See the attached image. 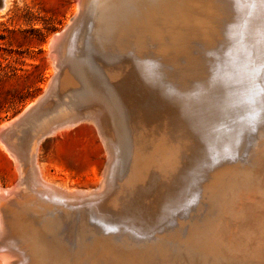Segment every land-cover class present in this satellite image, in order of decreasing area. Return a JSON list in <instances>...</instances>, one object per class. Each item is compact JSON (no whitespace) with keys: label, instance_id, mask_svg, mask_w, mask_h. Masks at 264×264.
I'll return each instance as SVG.
<instances>
[{"label":"rangeland","instance_id":"374dc122","mask_svg":"<svg viewBox=\"0 0 264 264\" xmlns=\"http://www.w3.org/2000/svg\"><path fill=\"white\" fill-rule=\"evenodd\" d=\"M10 3L11 4L8 6V9L5 12H0V191L2 189V192H0L2 193L1 194L2 197L0 196L2 198L0 199V207H1L0 208V217H1L0 218V229L2 230V231L0 230V240H1L0 242V252L1 253L0 254L2 253L5 254L8 260L7 261L8 264H21L22 263L21 261H23L22 264H36L37 262L36 260L37 257L34 255L33 252H31L32 251L31 245L26 241V239L21 234H19V232H17V229L13 226L12 222L15 217H17L18 215H21L25 219L32 221L34 225L37 226V228L40 229L42 232L44 231L46 234L48 233L50 236H53L52 234H54V232L44 227L46 226L47 222H49L51 219L52 221L61 220L68 212H73V211H74V214L78 216V220H81L83 217H86L87 219H90L92 221L93 225L96 224L100 226L104 224V226L107 227L106 229L107 231L104 230L103 234L104 236L111 238V242L115 240L114 239L115 234H117L116 232L119 231L117 230V227L119 228L123 227L124 229H127L125 230L127 234L129 235L136 234V237H140L144 240H148L149 238L153 237L155 233L164 234L169 231L173 232V240H172L173 243H172V248H171L172 249L171 253L173 254H172L171 259L169 260L170 262L169 264H179V263L180 264H208L210 261L211 262L209 264H213V263L214 264H221V263L222 264H230V263L231 264H264V238H263L264 237V210H263L264 209V126H263L264 125V113L261 114V116H258L259 118H257V113H256V110L254 109V105L250 104V99L246 98L247 96H243V99H240V100H238V98L236 97H230L231 99L230 98L227 99L228 102L227 101L225 102L223 109H222V114L219 115L220 116L219 122L217 123V124L221 123L220 126H222V124L225 123V117L226 115H228L227 113L231 110L233 111L234 108L235 109L237 108V110L241 109L239 105V101L240 103H242L241 101L244 100L245 104H241V106L242 107L244 106L243 108L246 110V113H244L243 115L237 112L240 114L238 116L239 117V121H238L239 128H237L239 131L235 133V137L237 138H234L232 140L233 143L236 141V143H234L235 147L231 149H227L226 151L224 150L223 153L221 152L222 154L219 153L218 155L219 157L217 156L218 158L213 160L211 164L213 166H211L208 163H203V166H200L202 167L201 172H198L199 169L197 168L199 167L198 163L200 161L202 162L205 158V156H203L204 152L199 151L198 153L197 150L193 149L194 151H197L198 153V154L196 153L198 156L196 157L197 160L193 159L194 162L190 163L187 166V168L189 167V174L192 179L191 178L188 179V174L187 176H184L187 173L185 170L186 161H184L182 165L181 164L178 165V168H177L178 170H177L176 175L178 173L179 174L176 177L181 178L182 176L185 179L183 178L184 180L182 179L180 183L177 182L176 186H177V189L178 188L179 189L177 190V193H176L177 195L175 194L176 197L174 196L175 198H173V204H172L171 211L163 213L164 208H162L161 209L162 211L160 210L159 212H156L151 218L150 217H142V218L139 217L138 218L139 214L133 210H128V211L125 210L126 211L125 212L123 209V210H118L119 211L118 212L112 208V205L108 203L107 200L102 202L101 205L104 208H107V209L110 208L109 209L110 215L114 219L112 221L107 220V219L106 220L102 219L104 218L102 211H98L99 213L96 212V214L89 213L90 211H89V208L87 207H90L91 205L100 206L97 203L89 202V203H80L79 205L75 203L69 204L70 202L63 200L65 199L64 196L60 195L59 193L52 192V191L50 192V190L48 191L46 188H42L41 184L39 183V181L41 180V178L39 177V172H38L39 167L36 164H34L37 158L40 162V166L44 174H46V176L50 180H52L56 185H60L61 188L62 187H64L65 189H69V188L70 189H73V188H79V189L88 188L89 189L90 187L94 188L99 183L100 179L102 178L104 169H106V166H108L110 157L112 159L113 153H112V150L110 151L111 147H109L110 144L108 143V139H107V131L103 129V127H100L101 125H103L101 121L102 116H99V119H98L94 114V111L96 112L99 111V106H98V103L96 102V100H98L96 99L98 97V93L96 94V97H95L94 96L95 94L93 93L87 94V92L84 89H87V84H88V87H90L91 84L95 85V82L96 83L100 82V84H102L103 82L102 85H104L105 83L109 81L107 79L111 77H109L106 72H103L101 68H99L98 72L100 70L101 71L99 72L100 75H96V77L98 78L97 79L98 82H97L96 77H94L92 73V68H91L92 65L90 66V63H89L90 61L93 64V67H95L94 61L90 60V58H94L96 56L94 60L96 59L95 61H97L100 64H102V61L104 59H105L104 60L105 62L108 59L110 61H107V64L108 62H111L110 64H108V66L110 65L113 67L118 66V63L120 62H123V64L127 63L125 67H127L128 64H130L129 68L131 67V64H134L136 67H138V65H141L142 67L139 66V68H143V69L145 68L146 70L148 67H151V69L154 72L152 73L153 82H157L153 85L158 87V89H160V91L163 94L171 96V98H174L177 104H180L181 103L180 99L183 100L185 97L189 96L192 92L197 93V89L200 90V87L202 85H203L202 87H205L211 84L212 82H214L212 79L215 80L214 78L215 73H216L215 66L217 67V64L214 62V60H216L217 58L221 57V55H223L221 51L222 49H224V47H226V50L227 48L230 47L229 43L231 44L232 41L228 39L227 40L228 42H227L226 36H227V32L230 26L229 24H231V22L229 21V19L227 20L228 18L227 17L226 21L224 22V28L227 30L222 28V31H223L222 35H220V32L218 35H216V32H215L216 31V28H215L216 18L215 17L217 16V14L221 15V12L223 14L224 12L227 11V9L234 10L235 12H237V9H238L241 13L240 16H242V14H245L246 12L249 11L252 5V0L251 1L250 0H204V1L203 0H189L187 3L188 5L187 7L192 9L193 12L205 11L206 16H204L205 17L204 21L202 23L197 22V25L204 26L205 30L203 31H206L204 32L207 34L205 35L206 37L199 38L201 35L197 34V32L194 33V31H192L193 32L192 38L190 37L189 42H187L188 43L187 49L184 51L183 50L180 51V50H175L173 48V44H172L173 39H171V37H169L168 34L166 35V32H165L163 33V36H162L163 38L159 41L161 45L158 42H152L150 39H148L147 40L148 45H146L142 50H140L141 48H138L136 47L135 44L131 43L133 46L130 44L128 46V49H126V52L125 51H122V53L119 52V56L118 55L113 56L112 58L111 56H109V58L103 56L102 54L103 52L101 53L100 51H98V53L93 51L92 53H94L93 54L94 57H91L92 55L90 56L89 54L90 47L95 44L96 38H97L96 27H97V15H98V8H99L98 5L101 3V0H11ZM230 5H232L231 8L230 7L228 8V6ZM94 7L96 9H94ZM194 7L196 9H194ZM90 12L93 14H91ZM224 17L225 15L223 14V20H224ZM92 21H94L95 23ZM241 21H242V17H241ZM241 21H237V25H238V22L240 24ZM93 24L96 25V27ZM181 26L183 27V25ZM183 28L185 29V27ZM224 33L226 34L224 35ZM55 35L56 37H53ZM234 36L237 37V34H234ZM53 39L54 41H52ZM236 40L237 39L234 37L233 42ZM51 42L53 43L56 42V43L52 44ZM156 43H158L159 46L156 45ZM51 44L53 45L54 48L52 47ZM250 44L247 45L246 47L249 46L248 48H250L251 47ZM204 47L207 49H205ZM145 50L147 53L145 52ZM194 51H195V54H194ZM191 53L192 55H190ZM155 55H157V57H155ZM119 57L120 59H118ZM191 57L198 59L200 61L199 63L200 67L202 68L198 70L199 74L194 73L193 75L191 74V72H189L190 74L186 76L185 78H183L184 76L182 77L181 71L184 68H186V66L189 65V62L187 60H189ZM210 57L212 58L210 59ZM101 59L102 61H100ZM115 60H118V61H115ZM160 60H162V62ZM205 60L207 62H205ZM249 60H251V58ZM208 62H209V65H208ZM181 64L184 65L185 67L181 66ZM214 64L216 65L213 67ZM248 64H250L251 68L253 67L252 62L251 63L248 62ZM210 68H212L211 70L213 71H211ZM169 69L170 70L172 69L173 73ZM166 70L167 71L169 70L168 71L169 73ZM249 70L251 71V74H250L251 76L249 75L248 77L250 78L248 79L247 82H245L247 84L245 90H248V91L257 85V81L252 78L253 77L252 73H254L252 72L253 69H249ZM200 72L202 74H200ZM157 73H159L160 75L159 74L157 75ZM166 74H170L172 76L170 77V75H166ZM202 75H205V76H202ZM198 76H200L199 77L200 80H198ZM162 77H163V80H162ZM168 77H170V79ZM148 78L151 79V77H148ZM189 81L191 84H189ZM208 81H210L211 83ZM181 82L183 83L185 82V83L184 84L182 83L183 86L180 87L178 85H182ZM94 87L97 88L96 86ZM193 87H196V89L194 90ZM240 87H241V84H238V85L236 84L232 88L233 90H235L236 88H240ZM70 91L72 94L70 93ZM175 92H176V96H175ZM82 93H84L85 95ZM178 93L179 95H182V96L184 95V97L182 96L178 97L177 95ZM59 95L61 96V98ZM63 97L64 98L66 97L64 102H63ZM94 99H96L95 102L93 101ZM33 104L36 106L40 105L39 107L41 106L42 107L37 109L35 108L36 106H34ZM61 107L63 108V110ZM65 107H67V109ZM72 107L74 108L72 109ZM32 108L33 110L35 109L37 111H33ZM81 111L82 112L87 111V112L82 113ZM42 114H45V115H42ZM84 114H87L88 116L91 115V116L89 118L88 116ZM19 115H20V118L22 119L18 117ZM60 115L62 116V118H64V120L61 119ZM27 117H30V119ZM83 117L84 119H82ZM34 118H40V121H35L39 119H34ZM17 119L18 121H16ZM24 120L28 121V122L26 121L27 124L25 123ZM57 120H58V123H57ZM54 121L55 123H57L56 125ZM194 123L196 125H194ZM227 123L225 124V126L227 125ZM25 124L27 125V127L26 126L24 127ZM30 124H32L33 127ZM197 124L198 123L193 122L192 126H200V124L198 125ZM60 125L63 126V128ZM1 126L4 128H2ZM50 127H52L53 130L55 129V131H53ZM99 127L101 130L99 129ZM36 129L37 130L39 129V130L37 131ZM47 130L49 131L48 135H47L48 133ZM50 131H52V133H50ZM132 133H130V136H131V140L134 139L132 141V148H131L132 149L131 155L132 154L133 155L132 157L130 156L131 157L130 162L132 161L131 163L133 164V162L135 161L133 159L136 157L135 155L137 154V150H138V145H137L138 137L136 140V131L134 132V134ZM39 136H40V139L38 138ZM37 138L39 140H37ZM41 138H43V140ZM225 144L226 143H224V145ZM202 148L203 147H200L199 149L205 150L206 146L203 149ZM222 158L224 159L225 162L223 161ZM240 158L241 159L243 158L242 161ZM179 160L181 162V157H179ZM251 161H253V163ZM19 163L21 164V166ZM217 164L219 165L217 166ZM243 165L244 166L246 165V166L244 167ZM30 167H32L33 169ZM235 167L238 169H247L248 173H250L253 178V183L247 186L245 185V187H242L241 189L239 188L240 190L239 189L233 190L232 187L228 188L229 186H226V185L230 177H232L231 171H234V170L236 171ZM131 168L132 169L129 175V179H130L129 183L131 179L134 178L135 175H137V173L143 172L142 169L136 170V168L138 169V167L135 165H133ZM203 168L204 170L206 171L208 170V171L206 172L202 170ZM223 169L225 170V173ZM210 177H212L213 179ZM124 181H126V179H124ZM181 183L182 184L184 183V184L182 185ZM121 184H123V182ZM189 184H192V185H189ZM120 187H122V185ZM181 187H183V189ZM6 188L8 192L6 191ZM42 189L44 193L40 191ZM215 189L218 192H215ZM220 189H222V191ZM100 190L101 189L99 188L94 190L95 192L93 191L94 194L92 193L90 198H92L93 200L94 199L96 200L97 199L96 195H98L99 193L101 194L102 192V190L101 191ZM4 191H6V193H4ZM178 193H181V195ZM58 195H60L62 198ZM93 195L95 197H93ZM8 197L10 199H8ZM51 197L54 200L56 199L55 203L57 201L58 202L55 204L54 200H52ZM46 198L48 200H46ZM206 198H207V201H205ZM61 200L64 201L65 203L61 202ZM239 200H241V202ZM50 202L52 204H49ZM38 203H41V204H38ZM57 204L58 205L60 204L61 206H57ZM65 204L67 205L65 206ZM39 205L42 209H40ZM83 205H84V208H83ZM70 207L72 209H70ZM77 207L80 209H78ZM203 207L205 208V210ZM81 208L83 209L81 210ZM34 209H36L38 212ZM198 209H200V211H198ZM79 210L81 211L79 212ZM112 210L114 212H112ZM48 211L49 212L52 211L54 215L52 214V212H50V215H49ZM202 211H206V212H202ZM81 212L84 213L85 215L83 214L84 216H82ZM31 213L37 216L32 215ZM59 213H60V217H59ZM172 213L174 214L173 216H172ZM134 214L136 215L134 216ZM42 216H43V219L41 218ZM200 216L202 220L200 219ZM173 217H175V219ZM3 218L4 219L6 218V219L4 220ZM176 218L178 220H176ZM36 220L38 221L37 223H35ZM118 220H119V223H118ZM171 221H172V225L171 224L169 225L171 226L170 228L167 225V223ZM222 222L226 224L224 225ZM118 224L119 225L121 224V225L119 226ZM136 224H138V226ZM140 224H141V228H140ZM63 225L64 224L62 221L60 225L56 224L57 228L55 229V231L60 233V231L65 228V227L63 228ZM114 226H115V229H114ZM225 228L227 229L229 228V230ZM136 230H137V233L135 232ZM62 231H65V230H62ZM110 232H112L111 235H110ZM62 233H60V236H62L61 238H63V235H61ZM240 236L242 237V239ZM65 241H67L66 238L64 242H62L61 240V243L67 244ZM197 241H203L204 243L202 245L203 256L197 257V258L195 257L196 260H194V258L191 257L190 253H191V247L195 243H198ZM14 246L16 247L14 248ZM7 250L8 252H11L12 254L11 256L9 255L10 253L8 254ZM5 251L7 252V254ZM29 256L31 260L28 259ZM21 257L23 259H21ZM18 259H20L21 261L19 262ZM69 262L71 264L73 263L74 264H78V263L79 264H98L88 259L86 260L85 258L77 259L76 262H74L73 259H69ZM0 264H5V262L3 260H0Z\"/></svg>","mask_w":264,"mask_h":264},{"label":"bare ground","instance_id":"6f19581e","mask_svg":"<svg viewBox=\"0 0 264 264\" xmlns=\"http://www.w3.org/2000/svg\"><path fill=\"white\" fill-rule=\"evenodd\" d=\"M188 1L189 0H178V1L177 0H172V1H170V0H162V1L161 0H101V3L98 5L99 8H98V15H97V27H96V25L93 24L97 30V38H96L95 44L90 47V52H89L90 56L92 55L91 57H94L93 56L94 53H92L93 51H95L97 53H98V51H100L101 53L103 52L102 53L103 56L108 57V58H109V56H111V58L113 56H117V55L119 56V52H121V53H122V51L126 52V49H128V46L131 43L135 44L136 47L141 48L140 50H142L146 45H148L147 44L148 39H150L152 42H158L159 43V41L163 38L162 37L163 33H165V32H166V35L168 34V36L171 37V39H173L172 44H173V48L175 50H180V51L186 50L188 47L187 42H189L190 37L192 38V34H193L192 31H194V33L197 32V34H200L201 36L199 38L206 37L205 35H207L206 33H204L206 31H203V30H205L204 26H198L197 25V22L202 23L204 21V18H205L204 16H206L205 11L193 12L192 9L187 7ZM10 2H11V0L8 1V6L11 4ZM205 3H206V1H205ZM213 3H214V1H213ZM217 3H219V2H217ZM91 4H92V2H91ZM8 6H7V9H8ZM231 6L232 5L228 6V8L229 7L231 8ZM235 7H236V5H235ZM94 9H96V8L94 7ZM194 9H196V8L194 7ZM197 9H198V7H197ZM204 9H205V7H204ZM5 11H0V12H5ZM91 14H93V13H91ZM223 14L225 15L224 20H223ZM223 14L221 12V15L217 14V16L215 17L216 18V21H215L216 31L215 30L214 31L216 32V35H218L219 32H220V35H222V33H223L222 28H224V22L226 21V18L228 17L227 20L229 19L231 24H229L230 26H229V29L227 32L226 41L228 39H230L233 42L234 37L237 40L234 41L233 43L231 42V44L229 43L230 47L227 48V50H226V47H224V49H222L221 53H223V55H221V57H219L217 59L215 58L216 60H214V62L217 64V67L215 66L216 64L213 65V67L215 66V68H216V73H215V77H214L215 80L212 79L214 82L211 83L210 81H208L211 84H209L205 87H202L203 85L201 86V84H200V86H201V87L199 86L200 90L197 89V93H195V92L194 93L192 92L191 94L189 93L190 94L189 96L185 97L183 100L180 99V101H181V103L179 102L180 104H177L176 100L174 98H171V96H168L166 94H163L160 91V89H158V87L153 85L157 82H153L152 73H154V72L151 69V67H148V68L146 67L148 70L147 71L145 68L144 69L139 68V66H141V65H138V67H136L134 64H131V67L129 68L130 64H128V66L125 67V65L127 63L123 64V62H120V63H118V66L113 67L110 65L108 66V64L111 63V62H108V64H107V61H110L108 59L106 62L104 61L105 59L103 61L101 59L100 61H102V64H100L97 61H95L96 59L94 60V58L96 56L94 58H90V60L94 61L95 67H93V64L89 61L90 66L92 65L91 68H92V73H93L94 77H96V75H100L99 72L101 70L103 72H106L107 75L109 77H111V78L107 79L109 81L107 83H105L104 85H102L103 82H102V84H100V82L99 83L95 82V85L91 84V86L89 85L90 87H88V84H87V89H84V90L87 92V94H90V93L95 94L94 95L95 97H96V94L98 93V97L96 98L98 100L94 99L93 101L95 102V100H96V102L98 103L99 111H97V112L94 110L93 111H94L95 116L98 119H99V116H102L101 121H102L103 125H101L100 127H103V129H105L107 131V139H108V143L110 144L109 147H111L110 151L112 150L113 157H112V159L110 157L109 162H108V166H106V169H104V172L102 174V178L100 179L99 183L94 188L90 187L89 189L88 188L65 189L64 187L61 188L60 185H56L52 180H50L46 176V174H44L43 170L41 169L40 162L36 158V161L34 164H36L39 167L38 172H39V177L41 178L39 183L41 184L42 188H46L48 191L50 190V192L52 191V192L59 193L60 195L64 196L65 199H63V200L70 202L69 204L75 203V204L79 205L80 203H89V202L97 203L100 206H95V205L90 204L91 206L89 205L90 207H87V208H89V211H90L89 213L96 214V212L102 211L103 216H104V218H102V219H105V220L107 219L110 221L114 220L113 217L110 215V212H109L110 208L108 207L109 209H107V208L102 207V205H101L102 202H104L106 200L108 203H110L112 205V208L116 211L123 210V209H124V211L125 210L136 211V213H138L140 215V216L138 215V218L139 217H141V218L142 217H150L151 218V217H153V215L156 212H159L162 208H164L163 213L171 211L172 204H173V198L176 197L175 194L177 193V190L179 189V188L177 189V186H176L177 182L180 183L182 181V179L184 178L182 176H181V178L176 177L179 174L178 173L176 175L177 170H178L177 169L178 165H180V164L182 165V163L184 161H186L185 170L187 173L184 176H187V174H188V179H189V178H191V176L189 174V167L187 168V166L190 163L194 162L193 159L197 160L196 157H198L197 154L199 153V151L204 152L203 156H205L204 160L202 159L203 161L202 162L200 161L198 163L199 167L197 169H199L198 172H201L202 167H200V166H203V163H208L211 165L213 160H215L219 157L218 156L219 153H221V152L223 153L224 150L226 151L227 149H231V148L235 147L234 143H236V141L233 143L232 140L234 138H237V137H235V133L237 131H239L237 129V128H239V123H238V121H239L238 116L240 115L239 113H241L243 115H244V113H246V110L243 108L244 106L243 107L241 106V104H245V102H244V100L241 101L242 103H240V101H239V105H240L241 109L237 110V108L236 109L234 108L233 111L232 110L229 111L227 113L228 115H226V117H225V123H223L224 125L222 124V126H220L221 123L217 124L219 122V117H220L219 115L222 114V109H223V106H224L225 102L227 101V99H229L230 97H236V98H238V100H240V99H243V96H247L246 98L250 99V104L254 105V109L256 110V113H257V118H259L258 116H261V114L264 113V103H262V101H264V97L260 96V94H259V90L264 88V70L261 69V65L264 63V3H261L260 0H252V5H251L249 11L246 12L245 14H242V16H240L241 13L238 9H237V12H235L234 10H228L227 9V11L224 12ZM219 15H220V17H219ZM241 17H242V21H241ZM237 21H241V23L239 24V22H238V25H237ZM92 22H94V21H92ZM86 23H87V21H86ZM181 25H183V27H185V29ZM208 26H209V24H208ZM68 28H69V26H68ZM225 30H227V29H225ZM64 33H66V32H64ZM225 34L226 33H224V35ZM234 34H237V37L234 36ZM53 37H56V35ZM164 40H166V39H164ZM52 41H54V39ZM56 42H54V43H56ZM198 42H199V40H198ZM198 42H196V43H198ZM51 43L54 44L53 42H51ZM58 43H59V41H58ZM158 43H156V45H158ZM213 44H215V43H213ZM249 44L251 45V47H250L251 49L248 48L249 46L246 47ZM226 45H227V43H226ZM52 47H53V45H52ZM205 47H207V46H205ZM205 49H207V48H205ZM195 51H194V54H195ZM145 52H146V50H145ZM158 52H156V53H158ZM187 52H188V50H187ZM196 54H197V52H196ZM201 54H203V53H201ZM144 55H142V56H144ZM171 55H173V54H171ZM190 55H192V53ZM152 56H154V55H152ZM155 57H157V55H155ZM162 57H161V59H162ZM249 57L251 58V60H249L250 59ZM211 58L212 57H210V59ZM98 59H100V58H98ZM118 59H120V57ZM179 60H181V59H179ZM115 61H118V60H115ZM160 61L162 62V60H160ZM176 61H177V59H176ZM187 61L189 62V65L186 66V68H184L181 71L182 77L184 76L183 78L188 76L190 74L189 72H191V74H193V75H194V73L197 74L198 70L202 68V67H200V64H199L200 61L196 58L191 57ZM209 61H211V60H209ZM205 62H207V61L205 60ZM248 62L249 63L252 62L253 67L254 66L255 67L251 68L250 64H248ZM158 63H157V65H158ZM202 65H203V63H202ZM208 65H209V62H208ZM177 66H178V64H177ZM181 66H184V65L181 64ZM99 68H101V70L98 72ZM165 69H167V68H165ZM211 69L212 68H210V70ZM249 69H253L252 72H254V73H252L253 74L252 78L257 81V85L248 91V90H245L246 85H247L245 82H247L248 79L250 78V77H248L251 74V71ZM166 71H165V73H166ZM170 71L172 72V69ZM174 71H175V69H174ZM211 71H213V70H211ZM159 72H161V71H159ZM257 73H258V75H257ZM158 74L159 73H157V75ZM200 74H202V73L200 72ZM104 75H105V73H104ZM166 75H170V74H166ZM171 76L172 75H170V77ZM200 76H198V80H200L199 79ZM202 76H205V75H202ZM148 77H151V79H149ZM170 77H168V78L170 79ZM165 78H166V76H165ZM97 79L98 78L96 77V81H97ZM104 79H106V78H104ZM175 79H177V78H175ZM162 80H163V77H162ZM176 83H178V82H176ZM182 83L183 82H181V84ZM183 84L178 85V86L181 87V86H183ZM189 84H191L190 81H189ZM236 84L237 85L241 84V87L233 90L232 87ZM99 85H100V87H99ZM94 86H96L97 88H95ZM85 87H86V85H85ZM193 89L195 90L196 87H193ZM170 90H171V88H170ZM94 91H95V93H94ZM66 92H67V90H66ZM70 93H71V91H70ZM82 94H84V93H82ZM177 95H178V97L182 96V95H179V93ZM175 96H176V92H175ZM182 97H184V95ZM60 98H61V96H60ZM65 98L63 97V102L65 101ZM87 101H88V99H87ZM43 102H45V101H43ZM44 104H46V103H44ZM54 104H56V103H54ZM60 104H61V102H60ZM34 106H36V105H34ZM39 106H36L35 108L38 109V108L42 107V106L41 107H39ZM60 106H62V105H60ZM63 107H64V105H63ZM65 108L67 109V107H65ZM73 108L74 107H72V109ZM32 110H33V108H32ZM62 110H63V108H62ZM33 111H37V110L34 109ZM56 112H58V111H56ZM86 112H82V113H86ZM90 112H89V114H90ZM237 112H239V113H237ZM45 114H42V115H45ZM84 115L88 116L87 114H84ZM86 116H84V117H86ZM90 116H88V117L90 118ZM18 117L20 118V115ZM21 117H22V115H21ZM44 117H42V118H44ZM84 117L82 119H84ZM27 118L30 119V117H27ZM93 118H94V116H93ZM18 119L16 121H18ZM20 119H22V118H20ZM23 119H25V118H23ZM34 119H39V120H35V121H40V118H34ZM61 119L64 120V118H62V116H61ZM82 119H81V121H82ZM261 120H262V118H261ZM24 121L26 123L27 120H24ZM193 122L200 124V126H192ZM54 123H55V121H54ZM57 123H58V120H57ZM57 123H55V125ZM226 123H227V125L225 126ZM26 124L24 125V127L25 126L27 127ZM30 125L32 126V124H30ZM97 125H98V123H97ZM194 125H196V124L194 123ZM49 126H51V125H49ZM61 127L63 128V126H61ZM100 127H99V129H100ZM2 128H4V127H2ZM50 128L52 129V127H50ZM58 128H59V126H58ZM48 130H47V132H48L47 135L49 134ZM105 130H104V132H105ZM53 131H55V129ZM130 131H132L133 133ZM135 131H136V140L138 137V141H137L138 150H137V154L135 155L136 157L133 159L135 161L132 164L131 163L132 161L130 162V159L133 155V154L131 155V150H132L131 148H132V141L134 139L131 140L130 133L134 134ZM50 133H52V131H50ZM31 134H32V132H31ZM37 135H35V136H37ZM38 138L40 139V136ZM38 138H37V140H39ZM41 139L43 140V138H41ZM29 141H30V139H29ZM31 141H32V139H31ZM224 143H226V144L224 145ZM205 146H206V149L204 150L203 148ZM200 147H203L202 148L203 150L199 149ZM224 148H226V149H224ZM193 149L197 150L198 153H197V151H194ZM236 149H238V148H236ZM31 153H32V151H31ZM22 154H24V153H22ZM224 154H226V153H224ZM30 157H31V155H30ZM179 157H181V162L179 160ZM242 159H241V161H242ZM223 161H224V159H223ZM19 162H20V160H19ZM251 162L253 163V161H251ZM254 162H255V160H254ZM208 164H207V166H208ZM133 165L138 167V169L136 168V170L142 169L143 172L137 173V175H135L134 178H132L130 183H129V180H130L129 175H130V171L132 169L131 167ZM218 165L219 164H217V166ZM20 166H21V164H20ZM211 166H213V165H211ZM30 168H32V167H30ZM182 169H183V167H182ZM185 170H184V172H185ZM202 170H204V168ZM231 170H232V168H231ZM204 171H206V170H204ZM231 172H232V177H230V179L228 180V183L226 185V186H229L228 188L232 187L233 190L239 189V188L241 189L242 187H245V185L247 186V185H250L253 183V178H252L251 174L248 173L247 169L236 168V171L234 170ZM224 173H225V170H224ZM222 175H223V173H222ZM210 178H212V177H210ZM124 179H126V181H124ZM207 179H209V178H207ZM219 180H220V178H219ZM222 180H224V179H222ZM122 182H123V184H121ZM184 183H185V181H184ZM192 183H193V181H192ZM121 185H122V187H120ZM189 185H192V184H189ZM202 186H201V188H202ZM97 188L101 189L102 192H101V194L99 193L98 195H96L98 200L97 199L93 200L92 198H90V196L92 193L94 194V192H95L94 190H96ZM181 188L183 189V187H181ZM184 188H186V187H184ZM10 189H11V187H10ZM14 190H16V189H14ZM188 190H189V188H188ZM217 190H218V188H217ZM217 190L215 189V192H218ZM220 190L222 191V189H220ZM6 191H7V188H6ZM6 191H4V193H6ZM40 191L43 192V189ZM194 191H195V189H194ZM0 192H2V189ZM1 194L2 193H0V196H1ZM18 194H19V192H18ZM178 194L181 195V193H178ZM12 195H13V193H12ZM60 195H58V196H60ZM222 196H223V194H222ZM1 197H0V199H2ZM93 197H95V196L93 195ZM200 197H201V195H200ZM40 198H42V197H40ZM8 199H10V198L8 197ZM46 200H48V199L46 198ZM52 200H54V199L52 198ZM55 200H54V203H55ZM205 201H207V198ZM239 201L241 202V200H239ZM40 202H42V201H40ZM61 202L65 203L62 200H61ZM46 203H48V202H46ZM38 204H41V203H38ZM49 204H52V203L50 202ZM66 205L67 204H65V206ZM57 206H61V205L57 204ZM39 207H40V205H39ZM4 208H6V207H4ZM74 208H76V207H74ZM83 208H84V205H83ZM83 208H81V210ZM22 209H23V207H22ZM40 209H42V208L40 207ZM70 209H72V208L70 207ZM78 209H80V208H78ZM34 210H36V209H34ZM81 210H79V212ZM196 210H197V208H196ZM204 210H205V208H204ZM258 210H259V208H258ZM58 211H60V210H58ZM198 211H200V209H198ZM50 212H52V211H50ZM50 212L48 213L49 215H50ZM82 212H81V214H82V216H84L85 214ZM112 212H114V211L112 210ZM175 212H177V211H175ZM202 212H206V211H202ZM31 214H29V215H31ZM52 214H53V212H52ZM32 215H35V214H32ZM135 215L136 214H134V216ZM173 215L174 214L172 213V216ZM209 215H211V214H209ZM35 216H37V215H35ZM61 216H62V214H61ZM101 216H100V218H101ZM29 217H31V216H29ZM59 217H60V213H59ZM87 217H89V216H87ZM155 217H156V215H155ZM41 218L43 219V216ZM100 218H98V219H100ZM170 218H171V216H170ZM173 218L175 219V217H173ZM177 218H176V220H178ZM149 219H148V221H149ZM179 219H181V218H179ZM200 219H201V216H200ZM231 220H232V218H231ZM38 221H39V219H38ZM38 221L36 220L35 223H37ZM61 221L64 224L63 228L65 227L64 229H62L65 231L61 230L64 233H62L60 231V233H62L61 235H63V238H61L62 236H60L59 232L55 231V229L57 228L56 224L60 225ZM136 221H138V220H136ZM10 222H12V221H10ZM40 222H41V220H40ZM12 223H13V226L17 229V232H19V234H21L26 239V241L31 245V247H32L31 252H33L34 255L37 257L36 264H69L70 263L69 259H73V261L76 262L77 259H81V258H85L86 260L88 259V260L93 261V262L98 263V264H169L170 263L169 260L171 259L172 254H173V253H171L172 252L171 248H172V243H173L172 242L173 232H171V231L164 233V234L155 233V235H153V237L150 236L151 238H149V236H148L149 239L144 240L140 237H136V234L135 235L127 234V232L125 231L127 229H124L123 227H121V228L117 227V230H119V231L116 232L117 234H115V238H114L115 240H113L112 241L113 243H112L111 238L104 236V234H103L104 230L107 231L106 230L107 227H105L104 224H102L100 226L95 224L96 225L95 226L92 224V221L90 219H87L86 217H83L81 220H78V216H76V214H74V211L68 212L61 220L52 221V219H51L49 222H47L46 226H44V227H46V229H49L50 231H53L54 232V234H52L53 236H50L48 233L46 234L44 231L42 232L40 229L37 228V226L34 225V223L32 221L25 219L21 215H18L17 217H15ZM42 223H40V224H42ZM118 223H119V220H118ZM154 223H156V222H154ZM181 223H182V221H181ZM229 223H230V221H229ZM133 224H135V223H133ZM170 224L172 225V221L167 223L168 226ZM136 225L138 226V224H136ZM169 227L171 228V226H169ZM175 227H176V225H175ZM140 228H141V224H140ZM114 229H115V226H114ZM225 229H227V228H225ZM143 230H144V228H143ZM227 230H229V228ZM174 231H176V230H174ZM135 232L137 233V230ZM111 233L112 232H110V235H111ZM1 234H3V233H1ZM107 234H109V233H107ZM65 238L67 240V241H65L67 244L64 243L66 246L61 243V240H62V242H64ZM241 239H242V237H241ZM200 240H202V239H200ZM232 241H233V239H232ZM0 242H1V240H0ZM197 242L198 243H195L191 247L190 255H191V257L194 258V260H196L195 257L197 258V257L203 256L202 245L204 243H203V241H197ZM206 242H207V240H206ZM220 244H221V242H220ZM236 245H238V244H236ZM15 247L16 246H14V248ZM4 250H5V248H4ZM7 252H8V250H7ZM7 252H6V254H7ZM236 253H238V252H236ZM8 254L10 256L12 255L11 252H8ZM22 257H21V259H23ZM28 259H30V256ZM0 260H3L5 262V264H8L7 257L3 253L0 254ZM18 260H19V262L21 261L20 259H18ZM21 262L23 263V261H21Z\"/></svg>","mask_w":264,"mask_h":264},{"label":"water","instance_id":"95a60500","mask_svg":"<svg viewBox=\"0 0 264 264\" xmlns=\"http://www.w3.org/2000/svg\"><path fill=\"white\" fill-rule=\"evenodd\" d=\"M9 0H0V11H5Z\"/></svg>","mask_w":264,"mask_h":264},{"label":"snow or ice","instance_id":"6c2138e0","mask_svg":"<svg viewBox=\"0 0 264 264\" xmlns=\"http://www.w3.org/2000/svg\"><path fill=\"white\" fill-rule=\"evenodd\" d=\"M261 3H264V0H260ZM261 69L264 70V64L261 65ZM260 96L264 97V88L259 90ZM264 103V101H262Z\"/></svg>","mask_w":264,"mask_h":264}]
</instances>
